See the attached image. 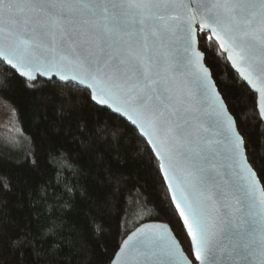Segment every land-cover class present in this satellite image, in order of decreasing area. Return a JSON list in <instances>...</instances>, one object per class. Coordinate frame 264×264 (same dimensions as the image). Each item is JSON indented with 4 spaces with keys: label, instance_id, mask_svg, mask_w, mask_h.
Wrapping results in <instances>:
<instances>
[{
    "label": "snow or ice",
    "instance_id": "6c2138e0",
    "mask_svg": "<svg viewBox=\"0 0 264 264\" xmlns=\"http://www.w3.org/2000/svg\"><path fill=\"white\" fill-rule=\"evenodd\" d=\"M217 51L238 74L250 121L218 89ZM0 62L5 82L14 72L109 114L104 129L82 116L78 134L118 142L138 132L159 160L181 230L140 228L108 264H264V161L249 160L245 130L250 123L264 140V0H0ZM84 215V231L108 256L97 238L104 217ZM49 221L46 248L31 227L0 231V264H61L64 232ZM82 252L93 264V248Z\"/></svg>",
    "mask_w": 264,
    "mask_h": 264
},
{
    "label": "trees",
    "instance_id": "16d2710c",
    "mask_svg": "<svg viewBox=\"0 0 264 264\" xmlns=\"http://www.w3.org/2000/svg\"><path fill=\"white\" fill-rule=\"evenodd\" d=\"M211 71L230 110L241 120L250 121L251 109L241 97L239 77L226 56L218 51L213 54ZM0 97L14 107L27 136L19 148L0 142V182L5 185L0 190V231L31 227L46 248L49 230L43 223L45 217L50 218L52 230L62 228L64 232L60 237L65 245L61 264H83L85 247L93 248L88 257L93 264H108L117 245L145 222H164L174 234L180 232V222L169 209L171 198L159 162L145 151L138 132L128 130L118 142L103 132L80 135L77 128L85 127L82 116L92 128L104 129L109 126V114H90L85 111L83 97L69 95L53 84L34 87L14 72L6 82L0 75ZM111 123L120 121L112 119ZM245 130L252 140L247 149L249 160L264 161L260 130L250 123ZM124 131L121 124L120 132ZM85 213L104 217L105 236L97 238L108 256L95 246L91 231H84ZM137 218L146 220L129 230ZM178 238L186 247L184 237ZM59 247L57 244L53 250Z\"/></svg>",
    "mask_w": 264,
    "mask_h": 264
},
{
    "label": "rangeland",
    "instance_id": "374dc122",
    "mask_svg": "<svg viewBox=\"0 0 264 264\" xmlns=\"http://www.w3.org/2000/svg\"><path fill=\"white\" fill-rule=\"evenodd\" d=\"M27 136L22 132L14 107L0 97V142L14 148H19L26 141ZM146 218H137L128 227L132 230Z\"/></svg>",
    "mask_w": 264,
    "mask_h": 264
},
{
    "label": "water",
    "instance_id": "95a60500",
    "mask_svg": "<svg viewBox=\"0 0 264 264\" xmlns=\"http://www.w3.org/2000/svg\"><path fill=\"white\" fill-rule=\"evenodd\" d=\"M229 63V62H228ZM230 64V63H229ZM230 66H231V64H230ZM231 68L233 69V71L236 73V71H235V69L231 66ZM237 74V73H236ZM238 75V74H237ZM33 83V82H32ZM112 114H114L115 116H118V114H115V113H112ZM132 127H134V126H132ZM139 134V133H138ZM143 140L145 139L144 137H142V136H140ZM156 158V157H155ZM157 159V158H156ZM157 161L159 162V160L157 159ZM161 173V172H160ZM161 176H162V179H163V174L161 173ZM164 181V183H165V186H166V188H167V190H168V192H169V195H170V198H171V195H172V193H171V191L168 189V186H167V181H165V180H163ZM155 224H160V225H167L170 229H171V231L173 232V230H172V228L170 227V225L169 224H167V223H164V222H159V221H149V222H145V223H143V224H141V225H139L138 227H136L132 232H130L126 237H125V239H127L129 236H131V235H133L134 233H136L140 228H145V227H147V226H149V225H155ZM173 234H174V232H173ZM124 239V240H125Z\"/></svg>",
    "mask_w": 264,
    "mask_h": 264
}]
</instances>
